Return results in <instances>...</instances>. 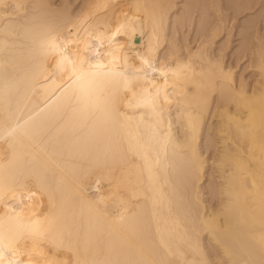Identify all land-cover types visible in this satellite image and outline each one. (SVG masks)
<instances>
[{"label": "bare ground", "instance_id": "obj_1", "mask_svg": "<svg viewBox=\"0 0 264 264\" xmlns=\"http://www.w3.org/2000/svg\"><path fill=\"white\" fill-rule=\"evenodd\" d=\"M177 1L0 0V264H264V0Z\"/></svg>", "mask_w": 264, "mask_h": 264}, {"label": "rangeland", "instance_id": "obj_2", "mask_svg": "<svg viewBox=\"0 0 264 264\" xmlns=\"http://www.w3.org/2000/svg\"><path fill=\"white\" fill-rule=\"evenodd\" d=\"M184 1H186V0H178L177 2H178V6L180 7V6H182V3L184 2ZM79 2V0H75V4H77ZM257 7H259V8H257ZM261 8H262V5L260 4V2L253 8V9H249V10H246L245 12H243V13H240V14H238V16H237V19L235 20V19H233V21H235L234 22V29H233V34H232V36L233 37H231V40H232V43H230V45H229V47L227 48V50H225L226 51V59H227V62H232V63H234V62H236V56H234L233 54H235L236 55V47H238L237 45L239 44V42L238 41H240L241 39V35L239 34V32H240V30H241V28H243V25L244 24H246V20H249V19H254V20H256V19H258L259 17H258V12H260L261 11ZM262 10H264V9H262ZM215 11V10H208V12H210V17H211V19L212 20H214V18L216 17V15H213V12ZM176 11H174V13H175ZM258 13V14H257ZM196 14H198V13H196ZM255 16H256V18H255ZM198 17V16H197ZM173 18V16L171 17V19ZM239 19V20H238ZM246 19V20H245ZM244 21V22H243ZM244 23V24H243ZM242 26V27H241ZM184 29H187V26H185L184 28H183V30ZM238 31H237V30ZM195 31H196V26H195V23H194V26L193 25H191V30H190V33H192V36H193V34L195 33ZM264 31V30H263ZM186 32H188V30L186 31ZM236 34H238V36L236 35ZM235 35V36H234ZM221 38H222V40H221ZM226 38H227V35L225 34V36L224 35H221L217 40H216V47H219L220 48V46L225 42V40H226ZM233 38V39H232ZM237 39H240V40H237ZM219 40H221V41H219ZM223 41V42H222ZM193 43H195V42H193ZM218 49V48H217ZM219 50V49H218ZM229 57H230V59H229ZM229 59V60H228ZM233 60H234V62H233ZM242 63V62H241ZM241 63H240V65H241ZM235 64V63H234ZM243 64V66H240V67H242L241 68V70H239V71H242L243 70V68H244V62L242 63ZM239 68V67H238ZM249 72V73H248ZM244 73L245 74H248L249 75V77H250V75H252V74H250V71L249 70H247V69H245V71H244ZM253 78V77H252Z\"/></svg>", "mask_w": 264, "mask_h": 264}]
</instances>
